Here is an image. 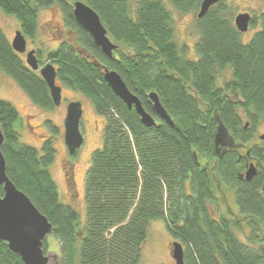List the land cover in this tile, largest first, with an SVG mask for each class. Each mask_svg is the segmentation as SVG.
Segmentation results:
<instances>
[{
  "label": "trees",
  "instance_id": "16d2710c",
  "mask_svg": "<svg viewBox=\"0 0 264 264\" xmlns=\"http://www.w3.org/2000/svg\"><path fill=\"white\" fill-rule=\"evenodd\" d=\"M76 1L99 15L118 45L113 58L76 21ZM168 1L181 13L196 14L197 60L187 58L188 46L176 41L173 14L163 0H0V9L15 16L32 41L40 11L59 9L70 35L47 60L57 69V82L88 97L106 120L103 145L93 152L86 176L83 223L80 213L60 200L49 171L56 156L52 139L45 140L41 154L21 143L19 112L0 99L7 175L52 223L60 244L57 264H140L149 224L161 219L183 245L186 264H264V145L252 143L264 123V12L252 16L251 28H260L245 43L224 0L200 19L202 0ZM37 56L40 60V50ZM104 66L122 76L155 117L154 126L146 127L135 108L113 92ZM229 68L231 79L219 85ZM0 70L33 104L55 108L48 85L13 49L1 26ZM151 92L159 95L173 125L155 113ZM47 124L59 132L52 121ZM219 128L233 141L221 156ZM252 157L260 173L245 181L238 173ZM229 187L238 212L221 207ZM44 252H50L46 240ZM0 264L25 263L0 241Z\"/></svg>",
  "mask_w": 264,
  "mask_h": 264
},
{
  "label": "rangeland",
  "instance_id": "374dc122",
  "mask_svg": "<svg viewBox=\"0 0 264 264\" xmlns=\"http://www.w3.org/2000/svg\"><path fill=\"white\" fill-rule=\"evenodd\" d=\"M133 1L136 2L137 0ZM163 1L173 14L176 41L180 46H188L187 58L197 60L199 55L196 51V44L200 38V33L196 25V14L194 12L181 13L175 10L168 0ZM224 1L231 8L230 14L234 18L244 12H248L252 16H259L264 12V0ZM0 26L12 43L16 32L20 30L18 19L0 9ZM259 28L260 25L257 28H251L250 26V29L243 33V42H248ZM67 34L68 30L64 27L63 17L59 9L57 7L43 9L39 14V32L36 39L33 41L27 39V52L32 49L40 50V64L45 65L49 62L47 60L48 53L55 50L62 41H66ZM26 55L27 53L22 54L25 62ZM231 72L229 68L228 72L224 73L223 77L218 80V84L223 85L225 79L230 80ZM58 84L62 86V102L53 110H45L33 104L19 85L0 70V99L10 102L19 112L20 121L16 127L21 135V143L37 148L41 154L45 140L52 139L56 156L54 163L49 167V171L58 186L60 200L64 204L74 207L80 213L81 220L84 223L87 217L85 202L86 176L91 165L93 152L103 145L106 120L98 114L93 102L88 97L59 82ZM72 101H80L84 107L81 120L84 143L74 156L69 155L64 140V122L68 105ZM48 121H52L59 132L54 133L47 124ZM263 134L264 123L258 127L252 143L264 145V141L260 139ZM222 197L226 202H223ZM222 197L221 207L223 211H227V208H230V211H239L233 188H226ZM213 213H215L214 209ZM237 235L244 240L242 234L240 235L237 232ZM45 240L50 249L47 254L53 259L50 264H54L59 259V241L51 233ZM174 241L178 240L172 238L165 220L152 221L148 227V237L143 245L140 264H175L171 254Z\"/></svg>",
  "mask_w": 264,
  "mask_h": 264
},
{
  "label": "water",
  "instance_id": "95a60500",
  "mask_svg": "<svg viewBox=\"0 0 264 264\" xmlns=\"http://www.w3.org/2000/svg\"><path fill=\"white\" fill-rule=\"evenodd\" d=\"M220 0H202L198 18H202L211 7ZM73 11L76 21L88 33L91 34L95 44L103 53L114 57L118 45L111 40L108 30L103 25L99 15L87 3L76 1L73 3ZM252 15L248 12L240 13L234 18V24L240 33H246L250 29ZM13 49L20 54L27 53L26 63L34 72H38L49 87L55 107L62 102V86L57 82V69L51 62L40 64L37 50L27 52V38L21 30L11 43ZM104 79L113 92L127 105L129 109L135 108L141 117L142 123L150 128L156 124V119L145 110L141 100L127 86L122 76L116 70L103 68ZM149 98L153 103L155 113L170 125L174 124L166 109L161 103L156 92H151ZM83 106L80 101H72L67 108L64 122V140L70 156H74L84 143V135L81 131ZM249 123H246L247 128ZM222 128H219V140L217 144L232 146V139ZM4 134L0 128V185L3 186L4 195L0 196V241H5L9 248L19 254L25 264H50L52 257L44 252V241L52 233L53 225L33 204L30 198L11 181L6 171V160L2 152ZM264 141V134L260 136ZM230 140V141H229ZM225 152V151H224ZM259 173L257 163H249L246 172L240 176L245 181H251ZM264 191V186H263ZM184 247L178 242L172 243L171 254L175 264H186L184 259ZM57 264V263H54Z\"/></svg>",
  "mask_w": 264,
  "mask_h": 264
},
{
  "label": "flooded vegetation",
  "instance_id": "af4514ba",
  "mask_svg": "<svg viewBox=\"0 0 264 264\" xmlns=\"http://www.w3.org/2000/svg\"><path fill=\"white\" fill-rule=\"evenodd\" d=\"M68 34H69V32H68ZM67 34V37L69 36ZM30 51V50H29ZM63 97V96H62ZM82 106H83V104H82ZM83 109H84V107H83ZM220 146L222 147L223 145H222V143H220V144H217V154L219 155V156H221L222 154H224L226 151H228V149L231 147H228L227 145H224L225 147L223 148V149H221L220 148ZM225 151V152H224ZM257 159H256V157H252V159L250 160L251 162H254V163H257V161H256ZM257 164H259V163H257ZM248 165V164H247ZM247 165H246V167L241 171V172H239L238 173V175H239V177L241 176V175H243L245 172H246V169H247ZM258 169H259V166H258ZM261 169V168H260ZM260 169H259V173H260ZM258 173V174H259ZM264 193V192H263Z\"/></svg>",
  "mask_w": 264,
  "mask_h": 264
}]
</instances>
